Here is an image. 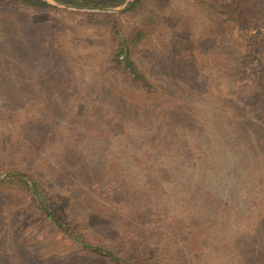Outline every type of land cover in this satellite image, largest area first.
Masks as SVG:
<instances>
[{
  "label": "rangeland",
  "instance_id": "1",
  "mask_svg": "<svg viewBox=\"0 0 264 264\" xmlns=\"http://www.w3.org/2000/svg\"><path fill=\"white\" fill-rule=\"evenodd\" d=\"M42 1L48 6L0 0V264H112L45 216L31 177L88 242L132 262L184 264L153 238L125 237L85 176L127 161L125 150L140 155L132 170L148 173L152 163L181 173L177 153L193 142L190 154L210 159L213 184L228 188L223 201L264 250V217L249 224L253 203L264 208V81L250 75L256 55L264 77V0H221L246 2L249 16L224 32L196 0ZM120 36L151 92L110 65ZM182 195L173 187L161 199L175 211Z\"/></svg>",
  "mask_w": 264,
  "mask_h": 264
},
{
  "label": "trees",
  "instance_id": "2",
  "mask_svg": "<svg viewBox=\"0 0 264 264\" xmlns=\"http://www.w3.org/2000/svg\"><path fill=\"white\" fill-rule=\"evenodd\" d=\"M16 1L33 8L48 6L42 0ZM57 1L75 6L108 8L119 5L125 0ZM196 1H200L214 28L220 32L238 26L243 20L248 19L249 16L244 15V7L246 2L252 3L251 0L244 3H225L221 0ZM135 3H130L129 6ZM261 18L264 19V13ZM141 32L140 28L136 35L139 37ZM109 62L121 77L138 86L145 93L153 90L151 81L132 59L130 42L126 37L118 38ZM260 65V59L254 55L250 75L253 80L263 82L264 77L258 72ZM135 134L136 137H141L140 132ZM198 144L195 142L183 144L186 152L183 156L177 153L178 163H186L187 169L181 173L176 172L177 174L173 171H161L152 163H150L152 169L148 170V173L141 169L132 170V165L140 163L137 159L140 155L125 150L127 161H122L121 157L113 158L112 169L85 176L94 187L91 198L103 209L104 217L118 218L119 230L125 224V237H136L140 240L137 241L140 244L153 238L162 245L163 250L172 254L173 259L184 264H264V250L260 248L256 238H250L249 233L244 232L243 224L236 221L234 216L236 207L223 201L228 188L226 186L217 188L213 184V164L210 159L206 155L202 157L199 152L195 157L190 154L189 151ZM189 160L193 161L189 162ZM14 178L17 176L13 175L12 179ZM70 178L75 177L71 175ZM31 183L32 192L36 195V206L60 231L80 241L82 247L112 264H145L142 258L134 262L128 261L115 254L107 245L88 242L85 235L54 202L52 196L42 189L40 182L31 177ZM173 187L182 189L183 193L180 198L181 208L175 211L165 207L161 199L163 191ZM253 205L249 224L256 225L257 219L264 217V208L259 200ZM237 212L239 213L240 210ZM108 228L105 227L101 231H106ZM252 233L254 236L257 235L256 229ZM256 247L258 249H255ZM213 260L215 263L212 262Z\"/></svg>",
  "mask_w": 264,
  "mask_h": 264
}]
</instances>
